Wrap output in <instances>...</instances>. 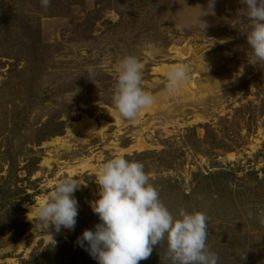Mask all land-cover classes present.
Masks as SVG:
<instances>
[{
	"label": "rangeland",
	"instance_id": "374dc122",
	"mask_svg": "<svg viewBox=\"0 0 264 264\" xmlns=\"http://www.w3.org/2000/svg\"><path fill=\"white\" fill-rule=\"evenodd\" d=\"M206 7L0 0V264H97L76 241L99 223L89 201L99 169L118 156L144 165L174 216H207L218 264H264V67L247 63L240 0H215L202 16ZM128 56L154 98L134 119L112 102ZM179 65L189 78L169 91L167 72ZM73 177L84 184L74 193L76 225L53 232L52 246L35 208ZM140 264H172L166 241Z\"/></svg>",
	"mask_w": 264,
	"mask_h": 264
},
{
	"label": "clouds",
	"instance_id": "9594fccd",
	"mask_svg": "<svg viewBox=\"0 0 264 264\" xmlns=\"http://www.w3.org/2000/svg\"><path fill=\"white\" fill-rule=\"evenodd\" d=\"M240 3L244 5L248 21L243 33L249 54L247 63L262 68L264 0H240ZM41 4L47 8L51 0H41ZM214 6L215 0H207V7L201 9L202 16L213 15ZM202 16L199 20L205 31L208 25L200 19ZM189 75L186 65L170 68L168 90H176ZM112 102L116 112L125 119H134L140 110L154 103L153 96L142 87L141 66L135 57L128 56L120 61ZM95 184L97 198L89 201V207L99 223L84 230L76 243L97 264H140L162 241H166L172 264H218L219 257L207 247V216L186 210L174 216L150 184L142 163L119 156L112 158L99 169ZM81 185L84 184L74 177L59 180L35 208V217L51 237L52 246L56 244L53 232L73 230L76 225L78 201L74 193Z\"/></svg>",
	"mask_w": 264,
	"mask_h": 264
},
{
	"label": "bare ground",
	"instance_id": "6f19581e",
	"mask_svg": "<svg viewBox=\"0 0 264 264\" xmlns=\"http://www.w3.org/2000/svg\"><path fill=\"white\" fill-rule=\"evenodd\" d=\"M175 50V49H174ZM176 51V50H175ZM177 52H179V55H186V52H185V48H181V49H177ZM158 72L160 73H164V72H167V68H161V69H156Z\"/></svg>",
	"mask_w": 264,
	"mask_h": 264
},
{
	"label": "built area",
	"instance_id": "2783aa9c",
	"mask_svg": "<svg viewBox=\"0 0 264 264\" xmlns=\"http://www.w3.org/2000/svg\"><path fill=\"white\" fill-rule=\"evenodd\" d=\"M261 152H262V156L264 158V145H263V148L261 149Z\"/></svg>",
	"mask_w": 264,
	"mask_h": 264
}]
</instances>
